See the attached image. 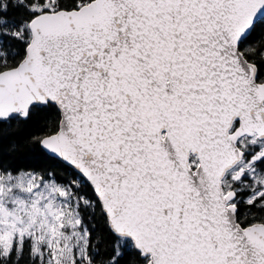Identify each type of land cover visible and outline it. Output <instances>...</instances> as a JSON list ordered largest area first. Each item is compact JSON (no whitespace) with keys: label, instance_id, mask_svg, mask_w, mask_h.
<instances>
[{"label":"snow or ice","instance_id":"6c2138e0","mask_svg":"<svg viewBox=\"0 0 264 264\" xmlns=\"http://www.w3.org/2000/svg\"><path fill=\"white\" fill-rule=\"evenodd\" d=\"M0 264H264V0H0Z\"/></svg>","mask_w":264,"mask_h":264},{"label":"trees","instance_id":"16d2710c","mask_svg":"<svg viewBox=\"0 0 264 264\" xmlns=\"http://www.w3.org/2000/svg\"><path fill=\"white\" fill-rule=\"evenodd\" d=\"M0 157L5 159L7 163H15L19 166L35 165L37 163L36 159L31 157L30 154H25L23 152L9 153L6 147L4 152L0 153Z\"/></svg>","mask_w":264,"mask_h":264}]
</instances>
